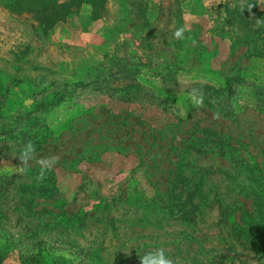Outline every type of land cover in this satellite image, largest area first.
Here are the masks:
<instances>
[{
    "label": "rangeland",
    "instance_id": "1",
    "mask_svg": "<svg viewBox=\"0 0 264 264\" xmlns=\"http://www.w3.org/2000/svg\"><path fill=\"white\" fill-rule=\"evenodd\" d=\"M2 1L0 264H264V0Z\"/></svg>",
    "mask_w": 264,
    "mask_h": 264
},
{
    "label": "clouds",
    "instance_id": "2",
    "mask_svg": "<svg viewBox=\"0 0 264 264\" xmlns=\"http://www.w3.org/2000/svg\"><path fill=\"white\" fill-rule=\"evenodd\" d=\"M248 7L250 10L253 5H249ZM259 23L260 21H258V24ZM174 36L177 39H182L183 29H178L174 33ZM189 99L198 106L202 105L203 93L199 92V90L197 89H192L189 93ZM18 160L19 164L18 167L13 170L14 173H23L33 163H37L40 165V170L36 174L35 179L37 182L42 183L46 179L47 174L58 163L59 154L50 156L39 155L36 151L35 145L31 141H29L24 145L23 149L21 150V154L18 157ZM140 264H174V261L165 255V251L163 248H158L156 250L146 251L144 255L140 258Z\"/></svg>",
    "mask_w": 264,
    "mask_h": 264
},
{
    "label": "trees",
    "instance_id": "3",
    "mask_svg": "<svg viewBox=\"0 0 264 264\" xmlns=\"http://www.w3.org/2000/svg\"><path fill=\"white\" fill-rule=\"evenodd\" d=\"M102 0H66L55 2L54 0H3L1 6L12 11L25 10L38 19L42 29H47L63 21L69 14L71 7L88 4L90 7L101 4ZM73 10V9H72ZM91 13H93L91 11ZM90 13V15H91ZM94 16H91V18ZM264 257V253L261 254Z\"/></svg>",
    "mask_w": 264,
    "mask_h": 264
}]
</instances>
